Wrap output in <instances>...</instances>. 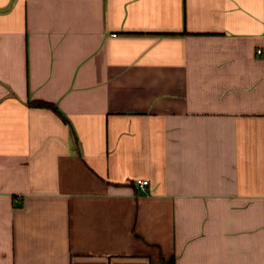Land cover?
Instances as JSON below:
<instances>
[{
	"label": "crops",
	"instance_id": "0c3cea01",
	"mask_svg": "<svg viewBox=\"0 0 264 264\" xmlns=\"http://www.w3.org/2000/svg\"><path fill=\"white\" fill-rule=\"evenodd\" d=\"M162 258L264 264V0H0V264Z\"/></svg>",
	"mask_w": 264,
	"mask_h": 264
},
{
	"label": "trees",
	"instance_id": "16d2710c",
	"mask_svg": "<svg viewBox=\"0 0 264 264\" xmlns=\"http://www.w3.org/2000/svg\"><path fill=\"white\" fill-rule=\"evenodd\" d=\"M30 104L33 106L48 108V109L54 111L55 113H57L58 115H60L66 122H68L67 118L64 115H62V113L60 112L58 107L56 105H54L53 103L45 102V101H36V102H32ZM162 262H163V264H175L174 259L167 260L165 258H162Z\"/></svg>",
	"mask_w": 264,
	"mask_h": 264
},
{
	"label": "built area",
	"instance_id": "2783aa9c",
	"mask_svg": "<svg viewBox=\"0 0 264 264\" xmlns=\"http://www.w3.org/2000/svg\"><path fill=\"white\" fill-rule=\"evenodd\" d=\"M258 53L263 54V50L262 49H258ZM149 180L147 179H137L136 180V185L138 187H140L142 190H145L147 188V186L149 185Z\"/></svg>",
	"mask_w": 264,
	"mask_h": 264
}]
</instances>
